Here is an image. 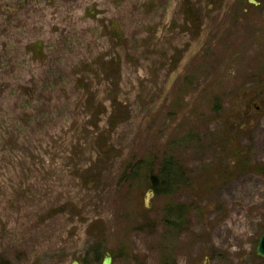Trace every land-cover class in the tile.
I'll list each match as a JSON object with an SVG mask.
<instances>
[{
  "label": "rangeland",
  "instance_id": "obj_1",
  "mask_svg": "<svg viewBox=\"0 0 264 264\" xmlns=\"http://www.w3.org/2000/svg\"><path fill=\"white\" fill-rule=\"evenodd\" d=\"M263 232L264 0H0V264H262Z\"/></svg>",
  "mask_w": 264,
  "mask_h": 264
},
{
  "label": "trees",
  "instance_id": "obj_2",
  "mask_svg": "<svg viewBox=\"0 0 264 264\" xmlns=\"http://www.w3.org/2000/svg\"><path fill=\"white\" fill-rule=\"evenodd\" d=\"M178 169L171 160L163 162L161 170L155 175L151 174L149 182L151 190L157 194H168L170 190L173 191Z\"/></svg>",
  "mask_w": 264,
  "mask_h": 264
},
{
  "label": "water",
  "instance_id": "obj_3",
  "mask_svg": "<svg viewBox=\"0 0 264 264\" xmlns=\"http://www.w3.org/2000/svg\"><path fill=\"white\" fill-rule=\"evenodd\" d=\"M255 252L258 256L262 257L264 260V232L260 236ZM70 264H79L77 260H73ZM102 264H111V256L109 254H105ZM264 264V261L263 263Z\"/></svg>",
  "mask_w": 264,
  "mask_h": 264
},
{
  "label": "flooded vegetation",
  "instance_id": "obj_4",
  "mask_svg": "<svg viewBox=\"0 0 264 264\" xmlns=\"http://www.w3.org/2000/svg\"><path fill=\"white\" fill-rule=\"evenodd\" d=\"M37 264V263H36ZM48 264V263H47Z\"/></svg>",
  "mask_w": 264,
  "mask_h": 264
}]
</instances>
